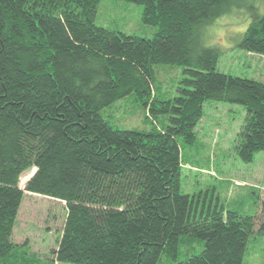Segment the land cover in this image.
I'll use <instances>...</instances> for the list:
<instances>
[{
	"label": "trees",
	"instance_id": "trees-1",
	"mask_svg": "<svg viewBox=\"0 0 264 264\" xmlns=\"http://www.w3.org/2000/svg\"><path fill=\"white\" fill-rule=\"evenodd\" d=\"M100 1L0 0V264L34 263L11 240L24 193L65 204L55 263L176 262L197 240L201 253L176 264H242L249 238L264 235V200L257 217L194 211L180 192L179 143H194L206 103H228L246 114L239 157L264 151V84L216 71L219 55L197 33L246 0H123L143 7L152 39L95 27ZM239 48L264 57V14ZM177 67L176 95L153 91ZM129 95L149 132L100 116Z\"/></svg>",
	"mask_w": 264,
	"mask_h": 264
},
{
	"label": "rangeland",
	"instance_id": "rangeland-1",
	"mask_svg": "<svg viewBox=\"0 0 264 264\" xmlns=\"http://www.w3.org/2000/svg\"><path fill=\"white\" fill-rule=\"evenodd\" d=\"M264 14V0H246L226 14L197 29L199 41L213 48L219 58L216 71L254 80L264 84V57L246 53L239 44L248 27ZM143 7L123 0H101L96 8L94 25L107 32L152 39L156 27L143 23ZM183 67L160 73V84L153 88L160 93L172 92L181 86ZM176 95V94H175ZM113 128L149 132L152 123L146 121V111L135 102L134 95L116 101L100 112ZM245 111L239 105L208 102L203 117L194 129L192 145L179 143L181 171L179 186L197 213L214 209L230 211L240 216L257 217L264 200V151L244 162L238 155V133L244 124ZM155 120V122H157ZM31 174V173H30ZM24 174L20 188L30 178ZM66 218L65 204L42 196L24 193L11 236L12 243L25 247L34 263L54 262ZM261 235V234H259ZM202 251V243L192 240L180 247L176 262H182ZM160 264H176L162 255ZM33 263V264H34ZM242 264H264V235L252 236L247 243Z\"/></svg>",
	"mask_w": 264,
	"mask_h": 264
},
{
	"label": "water",
	"instance_id": "water-1",
	"mask_svg": "<svg viewBox=\"0 0 264 264\" xmlns=\"http://www.w3.org/2000/svg\"><path fill=\"white\" fill-rule=\"evenodd\" d=\"M34 173H35V170H34V171L32 172V174L30 175V178L33 176ZM30 178H29V179H30Z\"/></svg>",
	"mask_w": 264,
	"mask_h": 264
},
{
	"label": "clouds",
	"instance_id": "clouds-1",
	"mask_svg": "<svg viewBox=\"0 0 264 264\" xmlns=\"http://www.w3.org/2000/svg\"><path fill=\"white\" fill-rule=\"evenodd\" d=\"M33 171H34V170H33ZM33 171H32V172H33ZM32 172H31V174H32ZM31 174H30V175H31Z\"/></svg>",
	"mask_w": 264,
	"mask_h": 264
}]
</instances>
